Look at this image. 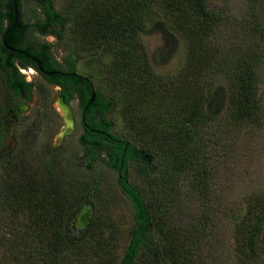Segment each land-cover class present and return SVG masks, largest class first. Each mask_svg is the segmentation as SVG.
I'll use <instances>...</instances> for the list:
<instances>
[{
	"label": "rangeland",
	"instance_id": "obj_1",
	"mask_svg": "<svg viewBox=\"0 0 264 264\" xmlns=\"http://www.w3.org/2000/svg\"><path fill=\"white\" fill-rule=\"evenodd\" d=\"M52 1L58 12L83 2ZM207 6L213 18L217 16L203 37L209 56L200 55L192 65L187 61L188 35L175 26L156 30L148 22L136 36L112 40L110 48L87 41L73 19L61 29L57 25L43 32L30 28L25 41L32 46L45 44L62 69L68 68L71 58L75 72L111 99L105 113L111 132L140 147L152 133L166 148L163 139L181 124L189 99L200 93L202 109L207 107L200 86L220 58L231 54L246 61L259 58L255 90L264 110V12L252 7L251 0H207ZM20 11L23 22L34 24L43 18L31 0H21ZM189 14L188 23L193 19ZM19 73L30 87L17 94L16 105L6 114L2 150L14 153L23 148V164L31 170L51 148L60 146L51 157L58 172L66 181L90 188L67 221V237L75 246L62 264H117L133 222L130 206L116 186V173L98 159L86 165L77 145L83 132L77 97L63 103L58 86L31 69L20 68ZM217 80L214 77L217 89L212 102L218 110L207 123L187 125L190 163L173 173L172 185L163 189L155 173L148 175L135 162L129 163L127 176L154 215L155 238L160 226L192 264H264V254L257 260L243 259L231 231L234 213L256 197L264 202V118L234 122L227 100L229 82ZM5 96L0 76V106ZM99 117L96 112L87 119ZM88 226L91 232L86 233ZM144 262L143 256L136 264Z\"/></svg>",
	"mask_w": 264,
	"mask_h": 264
},
{
	"label": "trees",
	"instance_id": "obj_2",
	"mask_svg": "<svg viewBox=\"0 0 264 264\" xmlns=\"http://www.w3.org/2000/svg\"><path fill=\"white\" fill-rule=\"evenodd\" d=\"M20 1L15 0L17 22L5 34L2 43L1 34L12 22V10L9 0H0V76L6 95L4 104L0 106V264H62L66 253L75 246L67 237V221L74 207L77 209L90 191L88 185L66 181L64 174L58 172L51 157L60 146L51 148L49 155L46 153L45 158L31 170L23 164V148L14 153L2 150L6 114L16 105L17 94L30 87L19 69L31 67L36 70L35 63L28 56L10 52L6 47L27 52L40 62L44 70L63 73L49 77L42 75V78L59 87L57 95L61 102L67 103L74 95L77 97L83 130L77 145L86 157V165L98 159L116 173V186L130 206L133 222L117 264H136L143 256L144 264H192L181 255L173 237L167 238L160 226L159 236L155 238L154 215L150 214L144 195L129 181L127 168L130 162H135L148 175L155 173L153 175L163 189L172 185L173 173L190 163V153L186 152L189 139L187 125L207 123L218 110V105L214 106L212 102L217 89L214 77L216 83L217 78L229 82L231 92L227 100L234 122H252L256 116L264 118L255 90L259 58L252 57L246 61L231 54L213 62L209 73L206 71L209 69L204 70L208 77L200 86L204 90L207 109H202L199 93L189 99L186 111L182 110L181 124L163 139L168 142L166 148L160 147L158 137L152 133L147 135V144L140 147L111 132V123L105 117L111 99L93 90L90 100L93 88L87 77L75 72L71 58L67 61L68 68L62 69L53 61L45 44L32 46L26 43L25 35L30 28L43 32L46 27L57 25L61 29L73 19L87 41L110 48L112 40L136 36L147 22L156 30L174 29L175 26L176 30L188 35L187 61L192 65L199 62L200 55L205 59L209 56L203 37L215 20L217 22V16L213 18L207 0H80L83 2L70 5L64 12L55 10L52 0H31L37 4L43 17L34 24L22 21ZM251 1L255 5L252 7L258 6L264 12V0ZM188 11L193 14V23H188ZM96 112L99 119L89 121L87 118ZM156 165L158 168L154 170ZM233 220V240L243 259H259L264 254L263 199H252L242 211L234 213ZM89 232L91 226L86 229V233Z\"/></svg>",
	"mask_w": 264,
	"mask_h": 264
},
{
	"label": "water",
	"instance_id": "obj_3",
	"mask_svg": "<svg viewBox=\"0 0 264 264\" xmlns=\"http://www.w3.org/2000/svg\"><path fill=\"white\" fill-rule=\"evenodd\" d=\"M9 1H10V7H11V10H12V22L8 26H6V28L3 30L2 34H1V41H2V43H3V38H4L5 34L11 28H13L15 26V24L17 22V19H18V11H17V7H16V2H15V0H9ZM6 48L10 52H13V53H16V54H20V55L28 56L35 63L37 70H39L40 73L42 75H44V76H52L54 74H58V75L63 74L61 71H43V70H40L39 62L34 57L30 56L27 52H25V51H23L21 49H15V48H12V47H6ZM93 94H94V91H93V89H91L90 100L92 99Z\"/></svg>",
	"mask_w": 264,
	"mask_h": 264
},
{
	"label": "flooded vegetation",
	"instance_id": "obj_4",
	"mask_svg": "<svg viewBox=\"0 0 264 264\" xmlns=\"http://www.w3.org/2000/svg\"><path fill=\"white\" fill-rule=\"evenodd\" d=\"M39 65H40V62H39ZM28 69H31V67H27ZM33 69V68H32ZM40 70H43V71H57V70H44V69H42L41 68V66H40ZM33 71L34 72H36L37 74H39L41 77H42V74L40 73V71L39 70H37V68H36V70H34L33 69ZM55 75V74H54ZM44 76V75H43ZM53 76V75H52ZM45 77H49V76H45ZM55 86H57V85H55Z\"/></svg>",
	"mask_w": 264,
	"mask_h": 264
},
{
	"label": "bare ground",
	"instance_id": "obj_5",
	"mask_svg": "<svg viewBox=\"0 0 264 264\" xmlns=\"http://www.w3.org/2000/svg\"><path fill=\"white\" fill-rule=\"evenodd\" d=\"M31 71H32V69H31Z\"/></svg>",
	"mask_w": 264,
	"mask_h": 264
}]
</instances>
